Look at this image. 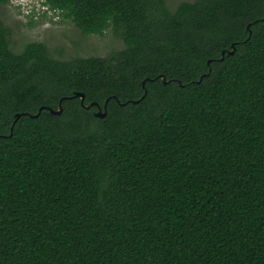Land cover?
<instances>
[{
  "label": "trees",
  "instance_id": "1",
  "mask_svg": "<svg viewBox=\"0 0 264 264\" xmlns=\"http://www.w3.org/2000/svg\"><path fill=\"white\" fill-rule=\"evenodd\" d=\"M40 5L122 48L15 53L0 17V264H264V0Z\"/></svg>",
  "mask_w": 264,
  "mask_h": 264
},
{
  "label": "rangeland",
  "instance_id": "2",
  "mask_svg": "<svg viewBox=\"0 0 264 264\" xmlns=\"http://www.w3.org/2000/svg\"><path fill=\"white\" fill-rule=\"evenodd\" d=\"M41 0H11L0 8L3 25L10 30V49L19 52L24 44L44 43L49 54L57 59L71 57H105L122 48L120 40L107 29L103 36L82 35L68 19L58 12L40 5ZM193 0H166L169 10L181 2Z\"/></svg>",
  "mask_w": 264,
  "mask_h": 264
},
{
  "label": "water",
  "instance_id": "3",
  "mask_svg": "<svg viewBox=\"0 0 264 264\" xmlns=\"http://www.w3.org/2000/svg\"><path fill=\"white\" fill-rule=\"evenodd\" d=\"M234 50H235V48H234V46L232 45V47H231V51H229L228 54H230V55L233 54ZM224 54H225V52H222V53H221V58H220V59L223 58V55H224ZM159 78L161 79L162 82H164V77H163V76H159ZM146 80H147V79H146ZM144 82H145V81H143L142 84H144ZM74 96H75V97H79L80 102L82 103V101H83V94H81V93H75ZM105 103H106V101H105ZM92 105L95 106V107L97 108V112L95 113V116L98 117V118H103L104 115H105V104H104V106H103V110H100L99 107H98V105L95 104V103H91L90 105L85 106L84 108H89V107L92 106ZM45 109H47L50 113H53V114H55V115L59 114L60 111H61V107H60V105H58V109H57L56 111H52V110H50V109H48V108H46V107H41V108L38 110V112H40L41 110H45ZM23 116H26V117H32L31 114H29V113H24ZM35 116H36V115H35ZM18 118H19V115H15V120L18 119Z\"/></svg>",
  "mask_w": 264,
  "mask_h": 264
},
{
  "label": "clouds",
  "instance_id": "4",
  "mask_svg": "<svg viewBox=\"0 0 264 264\" xmlns=\"http://www.w3.org/2000/svg\"><path fill=\"white\" fill-rule=\"evenodd\" d=\"M10 2H11V0H10ZM44 8V7H43Z\"/></svg>",
  "mask_w": 264,
  "mask_h": 264
}]
</instances>
